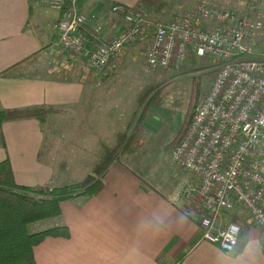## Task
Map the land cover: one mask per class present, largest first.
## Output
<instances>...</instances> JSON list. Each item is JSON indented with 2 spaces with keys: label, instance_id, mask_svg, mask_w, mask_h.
Listing matches in <instances>:
<instances>
[{
  "label": "crops",
  "instance_id": "1",
  "mask_svg": "<svg viewBox=\"0 0 264 264\" xmlns=\"http://www.w3.org/2000/svg\"><path fill=\"white\" fill-rule=\"evenodd\" d=\"M111 4L136 5L152 19L167 10L158 0H76L90 42H105L125 29ZM57 16L45 0H0V109L39 105L59 110L42 121L2 122L0 161L9 160L19 185L58 187L81 180L99 165L100 151H110L116 135L130 132L136 122L144 127L143 141L135 154L112 156L100 192L65 198L57 218L41 219L39 229L65 224L69 234L43 237L32 248L35 264H247L253 259L264 264L260 235L246 212L225 211L218 222L240 223L233 250L204 237L197 223V179L169 164L170 143L179 128L156 126L159 102L142 105L141 121L135 113L124 116V101L117 96L124 83L115 79L142 55L147 37L124 47L102 71H93L83 57L57 43ZM133 104L130 100L129 110Z\"/></svg>",
  "mask_w": 264,
  "mask_h": 264
},
{
  "label": "built area",
  "instance_id": "2",
  "mask_svg": "<svg viewBox=\"0 0 264 264\" xmlns=\"http://www.w3.org/2000/svg\"><path fill=\"white\" fill-rule=\"evenodd\" d=\"M45 3L58 11L57 43L93 71H102L148 28L151 42L142 57L151 69L181 67L191 55L212 58L213 76L169 156L197 179V223L207 240L233 250L240 223L218 222L225 211L242 207L264 247V0H245L239 10L197 3L166 23H151L136 7L111 4L126 27L94 43L82 31L85 17L76 0Z\"/></svg>",
  "mask_w": 264,
  "mask_h": 264
},
{
  "label": "trees",
  "instance_id": "3",
  "mask_svg": "<svg viewBox=\"0 0 264 264\" xmlns=\"http://www.w3.org/2000/svg\"><path fill=\"white\" fill-rule=\"evenodd\" d=\"M122 5V4H121ZM124 6V5H122ZM137 7L136 5H131ZM127 8V6H124ZM139 8V7H137ZM55 30V29H54ZM56 31V30H55ZM57 35V31H56ZM154 85L145 83L138 88L134 98L140 105H150L158 103L161 94L159 92H149ZM198 92L195 93L193 101H189L188 109L184 112L181 124L177 130L172 146L180 139L184 133L188 121L192 117ZM59 110L50 106L34 105L33 107L19 109H0V124L4 121L20 120L26 118H37L44 120L47 114L56 113ZM143 126L136 122L134 129L129 135L125 132L116 135L115 146L106 155L102 156V161L94 168H90L85 176L74 183L62 184V186L29 187L19 185L14 181V174L8 159L0 161V264H35L32 248L44 237H67L69 234L67 226L51 225L48 228H41L37 231H29L28 225L41 219H51L58 217L59 203L65 198H75L81 195L88 197L96 195L104 185V168L111 160L113 154L119 150L135 154L141 147L143 141Z\"/></svg>",
  "mask_w": 264,
  "mask_h": 264
},
{
  "label": "rangeland",
  "instance_id": "4",
  "mask_svg": "<svg viewBox=\"0 0 264 264\" xmlns=\"http://www.w3.org/2000/svg\"><path fill=\"white\" fill-rule=\"evenodd\" d=\"M209 1L211 0H158V2L161 3V6L167 8V10L165 14L161 12L158 13L155 19H152L145 10H142L144 11L148 19L151 21V23H155L158 21L166 23L172 15L180 14L181 10L185 8L191 9L197 3L208 4L210 3ZM244 1L245 0H214V4L211 5L210 3L208 5H211V7H223L226 10H239L242 8V4L244 3ZM136 9L141 10L137 7ZM169 11H172L170 16L167 14ZM143 35L147 37V46L151 42L152 28H148L147 31H143L142 37ZM143 54L144 52L142 53V55ZM142 55L139 54L137 57H135L130 64L131 66H124L123 70H121L116 76V84L120 81H123L124 83L121 86V90L119 89V92H117V96L121 97L124 101V110L122 112L124 116L128 117L134 115L135 113V116H140L141 121L143 116L141 111L143 110L144 104H142V107L140 103H137L135 101L134 95L136 91H138V88L142 87L145 83L148 82L151 85L153 84L154 86L151 88L153 90H151L147 96L154 92H159L161 94L158 101V106H160L157 109L158 112H160L158 115L160 119L156 126L162 128L166 127V130L173 129L176 131L177 128L181 127V120L183 115L185 114L184 112L188 109L189 101H193L195 93L198 92V97L196 98L195 102L196 106V103L199 101L198 99L200 93L205 88L207 89L208 83L210 82V78L213 76V68H211V63H213L212 58L207 56L200 59L191 55L189 59L183 62L181 67H170L169 69L157 67L155 69H151L148 65L145 64ZM130 100L131 102L134 101L133 107H131L130 109L132 110V112L128 109L129 106H127ZM134 126L135 125H133L132 129L128 125H125V127L122 128H124L125 130L131 129L132 131L134 129ZM119 128L122 129L121 127ZM131 131L127 132L126 134L129 135ZM110 151H100V160L98 158L97 164L104 161L101 156L105 154L107 155ZM76 152L77 150H74L73 152L69 151V154L73 155L76 154ZM118 152L119 150L115 153L118 154ZM170 160L171 158L168 160L169 164H171L172 167L175 166L176 163H172L173 161ZM71 169L74 170V168ZM74 180L75 178L73 179V181L68 180V182H66L70 184L74 183ZM236 210L233 213L230 211L229 214H237L238 216L240 213L245 214L246 212L245 210H243L242 207H239ZM42 223L44 222H41V220L33 223L31 222V224L28 225V230L31 232L37 231V229L40 228L39 226H41Z\"/></svg>",
  "mask_w": 264,
  "mask_h": 264
},
{
  "label": "clouds",
  "instance_id": "5",
  "mask_svg": "<svg viewBox=\"0 0 264 264\" xmlns=\"http://www.w3.org/2000/svg\"><path fill=\"white\" fill-rule=\"evenodd\" d=\"M257 247L259 248V241H256ZM247 264H257V261L255 259L248 261Z\"/></svg>",
  "mask_w": 264,
  "mask_h": 264
}]
</instances>
